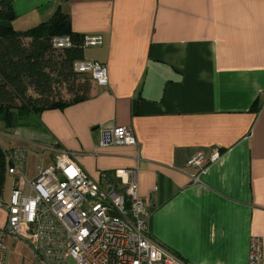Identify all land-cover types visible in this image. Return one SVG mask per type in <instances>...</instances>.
<instances>
[{
	"label": "crops",
	"instance_id": "0c3cea01",
	"mask_svg": "<svg viewBox=\"0 0 264 264\" xmlns=\"http://www.w3.org/2000/svg\"><path fill=\"white\" fill-rule=\"evenodd\" d=\"M12 5L22 34L59 11L79 38L101 35L103 44L83 58L105 63L108 72L107 86L90 80L86 99L6 128L10 142L0 146L29 150L28 178L38 154L49 164L57 150L72 152L96 180L136 168L148 233L166 249L189 264H245L249 239L258 236L264 264V0ZM118 125L132 127L137 146L102 143L103 131ZM214 148L221 154L203 172L187 166ZM5 221L0 207V227ZM5 245L3 264L34 259L22 241L6 238Z\"/></svg>",
	"mask_w": 264,
	"mask_h": 264
},
{
	"label": "built area",
	"instance_id": "2783aa9c",
	"mask_svg": "<svg viewBox=\"0 0 264 264\" xmlns=\"http://www.w3.org/2000/svg\"><path fill=\"white\" fill-rule=\"evenodd\" d=\"M103 41L101 35H84L80 45L96 47ZM52 44L57 49L74 45L69 35L55 37ZM73 68L98 86L108 84L105 63L79 59ZM108 130L103 144L138 145L131 126ZM220 154L214 148L209 156L195 154L186 164L201 173L206 160ZM5 155L12 186L7 201L0 199L6 212L0 227V264L6 238L24 242L38 264H189L149 235L148 202L138 194L136 168L102 173L96 180L82 170L72 152L57 150L49 164L38 154L34 176L28 178L29 150L15 147ZM245 264H262L260 237H250Z\"/></svg>",
	"mask_w": 264,
	"mask_h": 264
},
{
	"label": "trees",
	"instance_id": "16d2710c",
	"mask_svg": "<svg viewBox=\"0 0 264 264\" xmlns=\"http://www.w3.org/2000/svg\"><path fill=\"white\" fill-rule=\"evenodd\" d=\"M12 0H0V123L5 128L23 124L30 114L62 108L89 95L90 78L73 68L84 59V49L70 27L67 14L57 11L27 33L13 27ZM69 35L73 46L57 49L52 40ZM61 90L70 98L65 100ZM8 161L0 146V199Z\"/></svg>",
	"mask_w": 264,
	"mask_h": 264
},
{
	"label": "rangeland",
	"instance_id": "374dc122",
	"mask_svg": "<svg viewBox=\"0 0 264 264\" xmlns=\"http://www.w3.org/2000/svg\"><path fill=\"white\" fill-rule=\"evenodd\" d=\"M18 22H20V21H18ZM15 26H16V24H15ZM19 27H21V26H19ZM22 27H24V26H22ZM95 51H96L95 47H87V48H85L84 57L85 58L90 57L93 53H95ZM60 92L62 93L63 99L67 100V99L70 98L69 94H67L65 92V90H61ZM5 131L12 133V130L6 129L2 124H0V143H1L2 147L8 148V143L10 141L8 139V135L4 134ZM1 133H3V134H1ZM43 159H44V161L47 162V158L45 159V155H43ZM28 162H29V160H28ZM32 162H33V159H32ZM9 176L10 175H7L6 179H5L4 193H7L8 189H9V182H10V177ZM22 261L24 263V260H22ZM26 264H38V263H37L36 259L34 258L33 260H27Z\"/></svg>",
	"mask_w": 264,
	"mask_h": 264
},
{
	"label": "water",
	"instance_id": "95a60500",
	"mask_svg": "<svg viewBox=\"0 0 264 264\" xmlns=\"http://www.w3.org/2000/svg\"><path fill=\"white\" fill-rule=\"evenodd\" d=\"M103 133H104V135H107L109 133V130L106 129V130L103 131Z\"/></svg>",
	"mask_w": 264,
	"mask_h": 264
}]
</instances>
